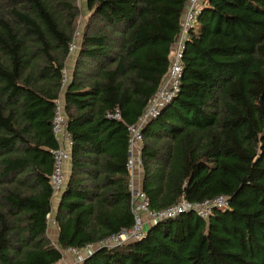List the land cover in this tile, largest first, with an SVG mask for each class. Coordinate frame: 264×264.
<instances>
[{
  "label": "trees",
  "instance_id": "16d2710c",
  "mask_svg": "<svg viewBox=\"0 0 264 264\" xmlns=\"http://www.w3.org/2000/svg\"><path fill=\"white\" fill-rule=\"evenodd\" d=\"M82 1L62 88L75 0H0V264L57 263L133 224L127 125L168 72L187 0ZM182 65L179 90L141 128V188L154 210L218 195L228 207L164 218L81 264H264V0H206ZM61 93L70 169L53 208ZM115 110L121 119L107 116Z\"/></svg>",
  "mask_w": 264,
  "mask_h": 264
},
{
  "label": "built area",
  "instance_id": "2783aa9c",
  "mask_svg": "<svg viewBox=\"0 0 264 264\" xmlns=\"http://www.w3.org/2000/svg\"><path fill=\"white\" fill-rule=\"evenodd\" d=\"M79 1V0H77ZM206 0H187L181 20V31L172 44L170 55V66L163 78L159 88L149 99L143 112L134 124L127 125L128 130V158L126 167L129 173L130 210L133 215V224L129 228H123L117 233L111 234L95 243H87L81 248L68 247L65 251L73 256L68 264H81L87 255L97 247H115L143 237L150 225L167 217H173L185 211H193L198 216L206 219L215 208L228 207V198L218 195L203 201L190 202L181 198L175 204L158 210L151 209L146 194L141 188L142 162L140 159V147L143 139L141 128L152 118L156 117L160 109L169 102L179 90L180 76L182 72V50L187 37L188 29L192 26L200 6ZM81 32L76 30L68 44V54L76 52L79 46ZM70 80V71L66 68L61 70V86L65 88ZM108 117L121 119L118 110L108 113ZM51 130L53 136L58 140L59 146L51 149L53 168L50 174V184L53 196H57L65 182L64 164L69 161V149L71 145L70 134L66 130V117L62 101V93L55 100V109L51 118ZM48 223L54 224L51 213L47 215ZM62 260V258H61ZM53 264H58L53 263Z\"/></svg>",
  "mask_w": 264,
  "mask_h": 264
},
{
  "label": "crops",
  "instance_id": "0c3cea01",
  "mask_svg": "<svg viewBox=\"0 0 264 264\" xmlns=\"http://www.w3.org/2000/svg\"><path fill=\"white\" fill-rule=\"evenodd\" d=\"M67 63L71 69L72 60L70 59V55L67 58ZM69 169H70V162L67 161L64 164L65 175H68ZM57 201H58V196H54L52 199L53 208L56 207ZM51 217H52V213H51ZM47 232H48V236L50 237L51 241L55 244V241L57 238V227L55 226V224H52V223L49 224ZM61 252H62V260H60L58 264H68L73 260V256L69 252L65 251V249L62 250Z\"/></svg>",
  "mask_w": 264,
  "mask_h": 264
},
{
  "label": "rangeland",
  "instance_id": "374dc122",
  "mask_svg": "<svg viewBox=\"0 0 264 264\" xmlns=\"http://www.w3.org/2000/svg\"><path fill=\"white\" fill-rule=\"evenodd\" d=\"M74 5H75V7L77 9V12H76V17L74 19L73 30H79L80 32H82V30L84 28V25H85V22H86V19L88 17V12L86 10L85 2L84 1H82V0H79V1L75 0ZM61 17H62V19H64V16L62 14H61ZM75 54H76V52L73 53L70 56V59L72 60V62L74 60ZM65 68L68 71L70 70V67L68 65H66Z\"/></svg>",
  "mask_w": 264,
  "mask_h": 264
}]
</instances>
